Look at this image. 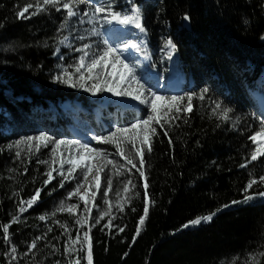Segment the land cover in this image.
I'll list each match as a JSON object with an SVG mask.
<instances>
[{
	"label": "trees",
	"instance_id": "1",
	"mask_svg": "<svg viewBox=\"0 0 264 264\" xmlns=\"http://www.w3.org/2000/svg\"><path fill=\"white\" fill-rule=\"evenodd\" d=\"M36 2L0 0V224L9 223L13 215L20 216V222L9 228L17 248V260L11 264H68L69 257L64 255L67 236L61 235L63 229L53 220L67 223L73 239L78 230L83 238L88 226L80 229L74 223L76 217L67 212H56L46 221L38 219L56 210L64 187H59L57 180L45 186L35 156L29 158L27 151H22L17 159L15 148L9 150L8 145L40 133L57 139L69 136L73 114L62 109L64 101L78 102L84 112L77 116L97 131L107 128L111 120L121 124L144 117L147 110L125 108L110 100L100 108L96 100L54 82L56 48L66 13L48 6L36 14H32L35 7L30 8L27 18L16 15L28 3ZM113 2L116 11L133 3L139 7L145 42L155 51L172 40L175 66L184 79L177 95L196 96L193 111L181 113L168 128V136L156 126L152 151L144 153L146 181L128 166L131 171L126 175L135 185L127 194L130 203L124 205L123 212L113 203L111 216L91 228L93 264H249L251 256H255L251 264H264V256L259 255L264 252V197L258 195L264 185L257 183L248 190L254 199L247 203H232L243 201L250 179L264 175V156L249 162L255 148L249 136L260 129L259 94L264 96V0ZM184 15L190 17L189 29L182 26ZM205 88L208 91L200 100ZM217 102L232 109L228 121L212 115ZM136 162L139 165V159ZM243 164L247 166L241 167ZM145 182L151 203L136 235ZM37 188L41 189L38 201L19 214V201H27ZM102 190L103 186L99 194ZM99 200L97 195L95 203ZM226 204L229 206L215 212L211 221L182 228ZM82 210L79 202L77 215ZM112 217L113 226L105 228ZM92 218L89 224H95ZM45 233L33 253L24 256L32 240ZM2 237L0 229V264H10V256L5 255L10 246ZM77 255L81 264H87L86 245L72 258Z\"/></svg>",
	"mask_w": 264,
	"mask_h": 264
},
{
	"label": "snow or ice",
	"instance_id": "2",
	"mask_svg": "<svg viewBox=\"0 0 264 264\" xmlns=\"http://www.w3.org/2000/svg\"><path fill=\"white\" fill-rule=\"evenodd\" d=\"M84 0H37L35 5L28 3L22 9H19L16 15L19 18L25 17V13L29 12L30 8L35 7V12L46 10V7L50 6L60 11L61 8L66 11V17L64 23L61 24V28H64L67 21L72 17L79 15L78 5L83 3ZM83 16H89V12L85 11ZM184 20H189L190 17L185 15ZM103 23L112 25L118 24L125 28L131 26L144 33L145 29L142 23V15L139 7L134 3L126 11H116L111 0H108L104 5L93 6L91 15L87 20V23ZM85 21L81 18L80 23ZM248 23L247 20L244 21ZM91 34L95 36H104V32H101L97 28L91 29ZM84 39V37H78ZM264 39V37H262ZM68 37L65 36L59 40V44L64 45ZM92 45L83 44L82 47L75 49L80 52L78 60L68 68H63L61 73L54 77V82L66 84L69 87H79L85 91L91 92L92 95L98 93L108 92L116 97H130L132 100L138 101L140 104L147 106L149 114L147 118L138 119L135 123H132L129 127H117L114 131L109 132L108 135L93 136V139L99 144H110L115 148L113 155L119 156L124 163L119 164L115 159H109V153L106 151L90 147L88 143H81L79 140H52L45 133H40L36 136L24 137L17 140L14 144L8 145V149L15 148V156L20 159L22 151H27L29 158L35 153L40 152L42 148H47L51 145V160H38V163L48 165V171L44 173L47 177L43 183L47 186L57 176L61 177L59 187L63 188L65 182L69 180H76L75 187L67 193L66 200H71L73 197L77 198V203H66V200H61L59 206L54 212L49 214H42L38 217L40 221H46L50 216L54 217L56 212H67L70 216H75L74 223L82 229L84 226H88V231L83 232V238H81L80 231H77L75 239L71 236V229L67 223H61L58 220H53V223L59 225L63 231L62 236H67V240L64 242V255L68 256V264H81V259L77 255L75 259L72 258L73 253H79L87 246V264H93L92 251H91V237L90 231L92 227L99 224L105 217H110L113 202L109 199V194L112 190L113 176H123L125 171L130 172L131 169L126 166L130 165L131 168L136 169L139 176L146 181L144 172L145 151H152V140L156 136L157 127L163 130V135L168 136V128L172 126L175 120L180 118L181 113H191L193 111V98L195 93L185 95H160L156 91H152L145 87V83H142V77L137 75L135 66L126 62V58H122L124 49H133L138 53H141L148 58L146 50L142 47V43L132 42L125 43L123 49L114 47L108 39L103 40V47L99 48L95 52H91ZM162 51H165L167 58L170 60L176 51V45L172 40H167L164 44ZM208 89L205 88L201 91L198 98L203 100ZM186 101V103H184ZM231 108L222 106L221 103H215V107L212 111V115L222 121H228L230 119ZM167 126V127H166ZM256 147L250 153V161H256L259 157L264 156V127L255 131L249 136ZM172 141L169 139V144ZM21 145L25 148L22 150ZM130 146V150H129ZM2 151V149H0ZM136 158H139V165H137ZM65 165L68 167L65 169ZM247 164L241 165L246 167ZM108 170L107 186L103 189V203L106 205V209L99 212V216L95 218V224H89V220L92 218V210L97 207L95 200L97 194L101 190L102 174L105 170ZM27 171V169H24ZM11 171H14L11 170ZM82 175V179H77V176ZM257 183L264 184V175L257 179H250L244 188L245 196L243 201H232V203H247L254 199V196L248 195V190L252 189ZM135 187L131 179H127L123 182L124 197H121L120 191H117L116 208L120 211H124V205L130 203L131 197L127 194ZM145 191L143 193V214L139 217L136 235H139L141 226L144 225L145 220L149 213L150 198L148 195L147 182L143 185ZM83 189V191H81ZM41 189L37 188L35 194L32 195L27 201L20 200L18 205V213L23 214L29 208H31L39 199ZM18 195V193H14ZM259 196L264 197V191L258 193ZM79 202L83 203L82 212L77 215L79 209ZM27 205V207H25ZM227 207V205H225ZM135 211V209H133ZM215 213L200 216L190 220L188 223L182 225V228H187L190 225H198L202 222H209L212 220ZM108 220L105 224V228H111L112 219ZM20 216L13 215L9 223L0 224V229L3 231V241L6 245L10 246V251L6 252V256H10L11 261L17 260V248L11 242V234L9 232L10 225L13 223H19ZM52 228H48V232H51ZM120 232L124 229L120 228ZM47 233L43 236L35 237L28 245L27 252L23 253L24 256H28L33 253V250L37 248V241L46 237ZM56 239H59L57 237ZM78 246V247H77ZM53 252L57 251L55 246H52ZM264 256V252L259 254ZM255 261V256L249 257V264ZM59 264V262H57Z\"/></svg>",
	"mask_w": 264,
	"mask_h": 264
},
{
	"label": "rangeland",
	"instance_id": "3",
	"mask_svg": "<svg viewBox=\"0 0 264 264\" xmlns=\"http://www.w3.org/2000/svg\"><path fill=\"white\" fill-rule=\"evenodd\" d=\"M113 1L114 0H111L112 4L114 5ZM107 2L108 0H97V1L84 0L83 3L78 5L79 15L76 17H72L70 20L67 21V24L64 28V32L59 38L60 40L63 39V37L67 36L68 40L64 45L59 44L58 41L56 48L57 66L54 72V77L60 74L63 68H68L78 60L81 53L77 52L75 49L82 47L83 44L92 45L90 51L95 52L98 50L97 45H99V48L103 47L104 39H108L109 42L114 47L120 49H123L125 43L137 42V43H142V47L146 50L148 54V58H145L143 54L138 53L131 48L123 50L122 58H126L127 63H130L131 65L135 66L137 75L142 77L141 82L145 83L146 88H149L152 91H156L160 95H177L179 93V90L184 84V79H183V75L176 69L175 53L172 56V58L169 60L165 54V51H162L164 45L162 48L155 51L146 44L145 33L139 32V30L135 29L134 27L129 26L125 28L124 26L115 23L112 25H108L103 23V20H101L100 23H96L95 21H93V23H87V20L91 15L93 6L104 5ZM130 7L131 5H129L122 11H126ZM85 11L89 12V16H83V13ZM81 18H83V20L85 21L84 23H80ZM93 27L97 28L101 32H104L106 35L99 37L92 35L91 29ZM81 36L84 37V39L78 38ZM63 85L69 87L66 84ZM72 88L76 89L78 92L83 93L86 97L96 100L99 103L100 108H104L106 105L105 102L107 100H110L125 108H130L134 110H138L142 107L145 108L147 110V114L146 116L141 118H147L149 114V110L146 105L140 104L138 101L132 100L130 97H116L108 92L92 95L91 92L85 91L82 88L79 87H75V88L72 87ZM259 97H260V103L262 105V108L260 109L261 116H259V123L261 128L264 127V96L259 94ZM61 107L65 112H70L73 114L72 124L69 125L68 127V132L70 135L67 136L65 139H57L53 136H49L46 134L47 136H49L52 140H79L81 143H88L90 147L99 148L109 153L110 154L109 159H115L119 164L124 163V161L119 156L113 155L115 153V148L112 145L99 144L93 139V136H98V135L106 136L109 134V132L114 131L117 127H129L132 123H135L138 119L141 118L137 117V119L131 120L130 122L127 123L122 122L121 124H118L115 121L111 120L107 128L97 131L93 129V127L90 125L89 122L88 123L84 122L77 116V114L84 112V108L78 102L71 103L69 101H64L61 103ZM51 147L52 146L49 145L47 148H42L40 152L34 154L36 167L41 172V177H43L44 179L47 178L44 175V173L48 171V165L38 163L37 161L45 160L50 162ZM23 148H25V146L21 145V149ZM129 150H130V146H129ZM138 159L139 158H136V161ZM128 166L126 167L128 168ZM67 167L68 166L65 165V169ZM53 175L56 177L54 180L60 182L61 177L57 176L56 173H53ZM107 175H108V170L106 169L105 173L102 174L101 185L103 186V189L107 186ZM77 179H82V175L77 176ZM127 179H130V177L126 175V171L124 172L123 176H113L112 190L109 194V199L113 203L117 202V195H116L117 191H120L121 197H123L124 194L122 191L123 182L126 181ZM76 182H77L76 180H69L65 182V186L62 190L61 197L58 200V203L56 204V208L59 206V202L61 200H66L67 193L75 187ZM81 191H83V189H81ZM97 195H99L100 200L98 201V203H95L97 207L93 208L94 209V215L92 218L93 223H95V218L99 216V212L105 210L107 207L103 203V190L100 194L98 193ZM77 202H78L77 198L75 197H73L71 200H66V203H77ZM226 205L229 206L228 204ZM224 208H226L225 205H222L206 213L205 215L215 213ZM193 226H197V225H190L189 227H193Z\"/></svg>",
	"mask_w": 264,
	"mask_h": 264
},
{
	"label": "water",
	"instance_id": "4",
	"mask_svg": "<svg viewBox=\"0 0 264 264\" xmlns=\"http://www.w3.org/2000/svg\"><path fill=\"white\" fill-rule=\"evenodd\" d=\"M185 16V15H184ZM183 16V17H184ZM182 26L184 27V28H186V29H189L190 28V25H189V20H184L183 18H182Z\"/></svg>",
	"mask_w": 264,
	"mask_h": 264
}]
</instances>
